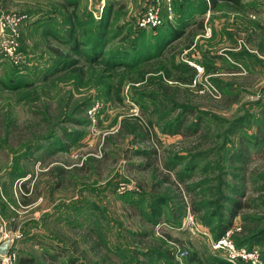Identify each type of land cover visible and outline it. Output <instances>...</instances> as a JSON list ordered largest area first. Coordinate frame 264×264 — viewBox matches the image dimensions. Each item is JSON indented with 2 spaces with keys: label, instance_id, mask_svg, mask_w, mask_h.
<instances>
[{
  "label": "rangeland",
  "instance_id": "374dc122",
  "mask_svg": "<svg viewBox=\"0 0 264 264\" xmlns=\"http://www.w3.org/2000/svg\"><path fill=\"white\" fill-rule=\"evenodd\" d=\"M147 2L0 0L28 16L24 65L0 57V227L42 264H230L237 201L224 233L264 264V0L194 3L167 41Z\"/></svg>",
  "mask_w": 264,
  "mask_h": 264
},
{
  "label": "built area",
  "instance_id": "2783aa9c",
  "mask_svg": "<svg viewBox=\"0 0 264 264\" xmlns=\"http://www.w3.org/2000/svg\"><path fill=\"white\" fill-rule=\"evenodd\" d=\"M164 16L167 18L172 16L171 4L169 2L163 4L161 0H151L137 19V25L142 28H151L161 24ZM27 17L25 13L0 11V57L7 59L13 65L21 64L24 59L19 49L20 28ZM189 220L192 222L190 214ZM11 233L15 234V240L19 237L16 232L6 230V228L1 226L0 242L8 238ZM211 243L213 248L224 250V256L230 264H240L243 262L263 264L255 247L236 245L228 232H225L217 239H212ZM14 245L6 255L0 256V264H18V252L14 248Z\"/></svg>",
  "mask_w": 264,
  "mask_h": 264
},
{
  "label": "trees",
  "instance_id": "16d2710c",
  "mask_svg": "<svg viewBox=\"0 0 264 264\" xmlns=\"http://www.w3.org/2000/svg\"><path fill=\"white\" fill-rule=\"evenodd\" d=\"M149 1L151 0H148L147 4L149 3ZM201 1V0H200ZM198 1V2H194L192 0V2H190V0H172V8L174 10V12H179L180 13V17L177 19L176 23L175 24H172L170 21H168L167 17L164 16V19L163 21L161 22V24L157 25V26H154V27H151L154 31L158 30V31H162V34L164 35L163 37L166 39H169L171 38L170 40H173L175 38H178L182 35L183 31L185 30L183 26L179 25L180 23H183L185 22V24L187 23V21H185L184 19V15H186V12L189 14L191 12L192 9H195L194 7V3L196 4V7H200V4H202V6H206V1H208V5H210L211 8H213L215 5H216V2L217 0H202L201 2ZM233 1L235 4L239 5V2L240 0H231ZM73 8H75L77 6V2L76 1H73L71 2ZM146 4V5H147ZM146 7V6H145ZM144 7V9H145ZM109 8V6H108ZM144 11V10H143ZM142 11V12H143ZM19 13H25L27 14L26 12H19ZM142 13H140L141 15ZM140 15L137 17V19L140 17ZM196 25L197 27L199 28H203V21L202 20H198L196 21ZM139 28V27H138ZM140 29H143V28H140ZM182 29V30H180ZM160 31V32H161ZM89 44V42L87 43ZM19 49L21 51V42L19 43ZM53 51H55L57 54H61L62 53L60 52L59 49H54L52 48ZM25 62V61H24ZM22 62L21 64L19 65H14L16 68H20L22 67V65H24ZM13 65V64H12ZM71 71H73L74 73H78V74H82L83 71L80 67H71L70 69ZM165 180H169L167 177L164 178ZM25 189L27 190L28 188L25 187ZM23 203L24 204H27L28 201L27 200H23ZM240 204L236 202H234L232 204V206L229 208V218H228V222L227 224L225 225H220L218 227V230H217V235H215L214 239H217L219 238L220 236L223 235L224 231L229 227L231 226V222H232V218L235 216L236 214V211H237V208ZM235 242V241H234ZM253 241H244V242H235L236 245L238 246H242V245H245V246H248V247H254L252 246V243ZM189 260L190 261H194L195 260V256H189ZM17 263L18 264H42L40 262H37L33 257H29V256H18V260H17ZM167 264H175L174 262H167Z\"/></svg>",
  "mask_w": 264,
  "mask_h": 264
},
{
  "label": "water",
  "instance_id": "95a60500",
  "mask_svg": "<svg viewBox=\"0 0 264 264\" xmlns=\"http://www.w3.org/2000/svg\"><path fill=\"white\" fill-rule=\"evenodd\" d=\"M15 234L11 233L8 238L0 242V256L6 255V253L11 249L15 244Z\"/></svg>",
  "mask_w": 264,
  "mask_h": 264
}]
</instances>
